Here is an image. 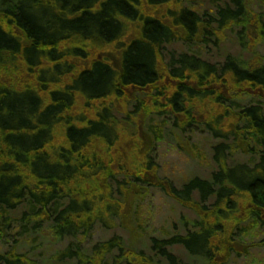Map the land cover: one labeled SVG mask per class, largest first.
Segmentation results:
<instances>
[{
	"label": "trees",
	"instance_id": "1",
	"mask_svg": "<svg viewBox=\"0 0 264 264\" xmlns=\"http://www.w3.org/2000/svg\"><path fill=\"white\" fill-rule=\"evenodd\" d=\"M172 1L0 0V210L5 231L20 236L0 253L1 264H47L31 255L49 240L46 227L70 240L52 264H185L174 246L195 264H225L243 236L264 230V66L171 53L159 73L168 45L180 41L217 45L243 26V47L264 45V0H230L213 15L176 10ZM121 104L164 117L148 126L154 142L180 143L192 129L219 141L210 180L163 188L185 203L198 194L201 204L185 235L150 239L157 262L120 236L90 243L98 226L110 230L122 216L136 221L131 194L155 185L150 134L133 135L141 128L120 117ZM239 153L245 161H235Z\"/></svg>",
	"mask_w": 264,
	"mask_h": 264
},
{
	"label": "rangeland",
	"instance_id": "2",
	"mask_svg": "<svg viewBox=\"0 0 264 264\" xmlns=\"http://www.w3.org/2000/svg\"><path fill=\"white\" fill-rule=\"evenodd\" d=\"M173 5L176 10L190 8L197 10L200 14L204 12H211L215 14L218 7L225 6L230 3V0H173ZM249 5L256 10H259V6L254 2H249ZM172 6H166L169 10ZM163 12V11H160ZM167 20V19H166ZM251 20V18H249ZM168 22V20H167ZM255 19L248 29L249 35L254 36ZM136 24V23H135ZM135 24L132 25L131 36L138 37L139 32L136 29ZM242 29H246L243 26H239L237 32L228 31L223 38L225 40L222 43H210L204 46L198 45H186L180 41L168 45L166 53V63L160 66L159 73L166 70V64L169 61L171 53L178 55L186 53L195 55L200 59L209 61L214 64L224 63L227 58H234L238 63L246 69H255L260 66H264V45L257 47L252 41V47H243V41L240 39V32ZM247 30V29H246ZM129 34V35H130ZM254 34V35H253ZM246 38L244 44H247ZM249 44V42H248ZM257 47V48H256ZM169 57V58H168ZM196 109L197 111L200 102ZM195 107V106H194ZM204 111L212 112L210 105H204ZM119 109L124 111L125 115H120L123 119L130 117L135 125L141 129L134 130L133 135H139L143 138L140 131L149 133L148 141L150 144V154L154 165V177L153 181L155 185L153 188H144L142 192H134L131 194L133 200H131V208L135 207L138 210L136 221H133L134 217L129 219L120 215L121 218H117L116 222L111 226L110 230L98 226L94 233L90 243L103 242L111 239L114 236H120L127 242L129 248L143 249L146 256L154 257L157 262L160 260V256L152 252L150 239H169L173 238L176 233L180 232L186 234L187 231L193 229V224L199 217L200 201L198 194L193 196V200L189 203L178 200L174 195H171L163 188H168V185L182 190L185 183L194 177H201L206 180L211 179V174L218 170L217 164L214 162L213 147L219 144V141L212 139V137L206 132L200 130H190L186 133H180L184 135L180 138V143L173 139L164 136L160 139H156L154 142L153 135L148 131V126L159 127V125L165 124L164 117L159 116L156 113H151L148 117L141 116L143 113L137 112L133 107L125 108L123 105H119ZM168 126H165V130L170 129L172 126L171 121H168ZM240 148L250 150V145L245 143L240 144ZM145 151V148L142 149ZM149 152V149H148ZM243 152V151H242ZM232 158V157H231ZM235 161L243 162L245 157L240 153L235 157ZM138 200V202H137ZM214 200L210 201L213 202ZM125 211V209H124ZM124 220V222H122ZM6 221V220H5ZM0 253L5 254L8 251H12L16 246V240L20 236H13L12 231H5L3 212L0 210ZM142 223V225H140ZM7 225V223H6ZM42 238L49 239L44 241V246H37L32 250L31 255L36 256L39 260L52 264L55 262L57 255H62L64 251L69 247L70 240L53 238L52 231L46 227L42 231ZM132 236H135L132 239ZM137 237L141 239H137ZM244 237V242L239 247V254H233L227 257L225 264H264V230L254 229ZM143 239V240H142ZM142 240V242L140 241ZM39 242H35L37 245ZM185 264H195L198 261L188 256L187 252L182 246H174L170 248ZM54 259V260H53ZM66 260V259H65ZM67 264H71L70 260H66ZM221 262V260L219 261ZM218 262V263H219ZM1 264V263H0ZM73 264V263H72ZM204 264V263H201ZM221 264V263H220Z\"/></svg>",
	"mask_w": 264,
	"mask_h": 264
}]
</instances>
